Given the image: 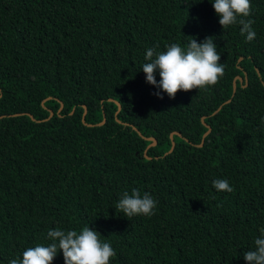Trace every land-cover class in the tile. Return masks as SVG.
Here are the masks:
<instances>
[{
	"label": "trees",
	"instance_id": "1",
	"mask_svg": "<svg viewBox=\"0 0 264 264\" xmlns=\"http://www.w3.org/2000/svg\"><path fill=\"white\" fill-rule=\"evenodd\" d=\"M251 7L249 42L210 0H0V264L84 227L111 244L110 264H247L264 228V0ZM206 37L215 86L173 99L146 82L149 48ZM134 188L155 215L114 208Z\"/></svg>",
	"mask_w": 264,
	"mask_h": 264
},
{
	"label": "clouds",
	"instance_id": "2",
	"mask_svg": "<svg viewBox=\"0 0 264 264\" xmlns=\"http://www.w3.org/2000/svg\"><path fill=\"white\" fill-rule=\"evenodd\" d=\"M219 23L226 30L231 25H241V34H246L250 42L256 33L252 29L254 21L246 19L251 15V0H210ZM166 51L156 52L154 48L146 51L145 60L141 67L146 76V82L162 90L168 97L175 98L179 91L189 92L193 89L206 90L215 86L224 75L221 56L213 37H206L198 43L192 38L186 48L173 43L165 46ZM159 73V82L156 73ZM155 95L163 99L158 91ZM264 128V118L261 120ZM217 192H232L234 189L226 179H216L212 183ZM157 202L147 192L141 194L132 189L131 194L125 191L114 208L129 220L135 216L151 217L155 215ZM261 236L254 240V250L244 253L247 264H264V228L260 229ZM100 233L91 227L81 231H63L50 229L47 238L51 241L47 246L36 245L27 248L22 258L11 259L9 264H53L58 252L62 251L65 264H110V259L116 255L108 242H102Z\"/></svg>",
	"mask_w": 264,
	"mask_h": 264
},
{
	"label": "water",
	"instance_id": "3",
	"mask_svg": "<svg viewBox=\"0 0 264 264\" xmlns=\"http://www.w3.org/2000/svg\"><path fill=\"white\" fill-rule=\"evenodd\" d=\"M239 80L241 83L243 82V78H241L240 76H235L234 77V79H233V88H232V96H233V94H234V92H235V90H236V80ZM246 84H247V79L246 78H244V83H243V87H245L246 86ZM111 100V99H110ZM230 99H228L226 102H228ZM117 103V111L115 112V115L118 113V111L120 110V104L118 103V102H116ZM61 108V107H60ZM59 108V109H60ZM220 109V106L214 111V113L216 112V111H218ZM17 114H22V113H17ZM17 114H13V115H17ZM28 116H30V118L31 119H33V116L31 115V114H29V113H26ZM53 115V111L52 110H50L49 111V115L45 118V119H43V120H46V119H49L51 116ZM105 121V118L103 117L102 118V121L101 122H99L98 124H102L103 122ZM82 122L84 123V124H87V125H91V124H88V123H86L85 122V111L83 112V114H82ZM206 125V124H205ZM207 126V131L203 134V136H202V140H201V143L199 144V145H201L202 144V141H203V138L208 134V132H209V130H210V126L209 125H206ZM133 127V129H135L136 131H137V133L139 134V135H141V133L134 127V126H132ZM174 133H177V132H174ZM172 134L173 133H171L170 134V139H171V147H170V149L168 150V152H170V151H172V149L174 148V145H175V143H174V140H173V137H172ZM146 139H149L150 141H152L149 145H148V147L149 146H151V145H154L155 143H156V140L153 138V137H147ZM147 147V148H148ZM146 150L147 149H145V151H144V156L145 157H147V158H150L149 156H147L146 155Z\"/></svg>",
	"mask_w": 264,
	"mask_h": 264
}]
</instances>
